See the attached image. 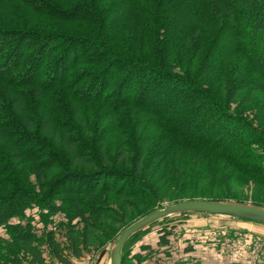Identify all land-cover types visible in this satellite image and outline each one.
<instances>
[{"label": "trees", "instance_id": "1", "mask_svg": "<svg viewBox=\"0 0 264 264\" xmlns=\"http://www.w3.org/2000/svg\"><path fill=\"white\" fill-rule=\"evenodd\" d=\"M119 38L122 43L115 45ZM224 52L241 53L264 80V0H0V226L12 232L15 248L43 264L36 244L41 240L21 220L28 208L63 213L69 226L78 219L86 242L105 232L102 226L117 210L122 217L141 210L139 218L162 207L160 190H166L169 171L174 168L179 182L184 162L198 169L195 182L204 172L221 179L242 173L264 185V151L253 148L262 138L223 103L230 85L217 75L212 88L197 81L202 65L209 69ZM93 104L100 106L96 118L89 113ZM125 111L135 113V133L148 119V130L162 127L168 144L147 150L153 130H145L144 136L125 135V141L120 135L106 150ZM170 145L172 160L154 179L153 172L145 173L144 156L166 158ZM202 159L207 171L199 165ZM229 194L164 200H228ZM108 196L121 199L119 209L104 204ZM15 217L19 221L11 223ZM172 229H159L156 247L142 243L130 256L126 241L121 264H162L155 253L162 248L170 256ZM48 239L61 260L58 243ZM14 250L4 245L0 264H25Z\"/></svg>", "mask_w": 264, "mask_h": 264}, {"label": "rangeland", "instance_id": "2", "mask_svg": "<svg viewBox=\"0 0 264 264\" xmlns=\"http://www.w3.org/2000/svg\"><path fill=\"white\" fill-rule=\"evenodd\" d=\"M123 15L124 17H128L126 13ZM220 42H222L221 37L218 40V45L221 46ZM120 43H122L121 38L114 41L115 45H119ZM226 54L225 52L223 55L217 53L216 56L219 55L217 57L220 59L207 70H204V66L202 65L200 72L203 73L197 81L203 88L207 86L212 88L211 83H213V79L217 75L218 79H223L226 82L224 86L228 87V84L230 85L228 93L225 91L222 93L226 98V100H223V103L237 119L247 123L254 131L260 134L262 142L254 145L253 148L260 152L264 151V80L258 74L252 62L243 57L241 53L238 52L231 56ZM194 71L196 69H193L192 73ZM214 88H217V85ZM226 94L230 97L227 98ZM99 108L98 104H93L89 108V113L96 118L93 113L94 111H98ZM189 110L190 108L188 107L184 111L187 114ZM133 114L135 113L130 111L120 114L119 125H122L123 129H116L109 134L105 143L106 150H110L116 141H120V135L124 137L125 141V135L128 138L132 135L144 136L142 133H146L145 130L147 134L153 130L147 150L151 148L159 150L161 146L168 144V138L162 137L161 139L162 127L153 126L151 130H148L146 127L147 123H149L148 119L143 120L141 127H139V133H135L137 120ZM87 116H89L88 113ZM156 143H158L157 146H155ZM93 145L96 147L98 143H93ZM174 152L175 148L173 145H170L166 158H162L163 156L161 155L151 158L150 154L146 153L144 159L146 157L147 161L145 160L143 164H149V167H147L145 173L150 175L153 172L154 179L162 176L163 172H165V167L172 160L171 157H173ZM193 157L191 155L187 159L193 162ZM207 158L211 160L209 166L216 165L213 162L216 158L213 153H210ZM163 159L165 161L161 162L164 163L160 164V160ZM119 164H122V160L119 161ZM192 164L185 167L187 163H183V169L186 170H184L183 177L179 182H175L176 172L174 168L170 169V174L168 175L170 177L169 182L164 186L166 190H160L162 192L161 198H163L160 205L173 203L172 200H164L166 198L174 199L179 196H186L187 194L198 195L201 193H207L208 195L211 193L212 195L219 191H223V193L229 192L230 199L228 200L238 199L250 203L259 202L264 205V185L261 182L255 181L254 177L237 173L232 178L229 176V179H221L219 174H217L218 177H211L208 173L204 172L199 181L195 182L198 169ZM199 165L205 169L207 162L202 159ZM156 166L160 167L156 168ZM204 171H207V169ZM226 196L228 194H225L224 197ZM121 202V199H116L115 196H108L106 201L104 200V204L116 206L118 209L121 206ZM121 212L123 211L120 210ZM138 212H133L129 216L122 217L117 210V214L112 216L115 219L111 218L107 220L106 226H102V229L106 227L105 232L98 231L94 237L86 239L88 242L84 241L85 233L82 222L76 219L69 226L63 213L48 215L45 213V210L33 207L25 211V216L21 220L22 223L29 222L32 230L40 238L41 241L36 244L40 248L44 259L43 264H109L112 239L129 220L134 219L135 221L136 218L138 219V217H135ZM18 221V217L10 219L11 223ZM172 226L169 247H167L170 251V256L166 257L161 252L162 248L158 249L155 253L154 258H160L162 264H172L179 259H193L198 264H254L264 262V223L206 212L176 213L153 222L129 237L124 247L125 253L127 256H130L142 243H149L156 247L158 230ZM47 232H52V234ZM49 236H52L58 243L61 260L63 261L53 254L48 244ZM72 236H75L77 239L78 255L75 254L72 245ZM0 237L2 239L0 249L4 245H11L15 249L14 252L24 258L25 264H34L30 261V255L23 248H15L17 245L14 243L12 232L9 231L8 227L0 226ZM187 247H191V249L185 251Z\"/></svg>", "mask_w": 264, "mask_h": 264}, {"label": "water", "instance_id": "3", "mask_svg": "<svg viewBox=\"0 0 264 264\" xmlns=\"http://www.w3.org/2000/svg\"><path fill=\"white\" fill-rule=\"evenodd\" d=\"M182 212H206L228 215L264 223V205L226 199H184L155 208L124 227L112 242L109 264H121L122 247L128 238L142 228L166 216Z\"/></svg>", "mask_w": 264, "mask_h": 264}]
</instances>
